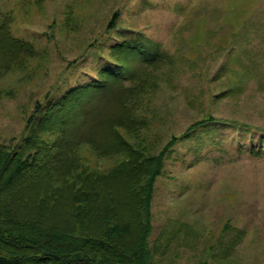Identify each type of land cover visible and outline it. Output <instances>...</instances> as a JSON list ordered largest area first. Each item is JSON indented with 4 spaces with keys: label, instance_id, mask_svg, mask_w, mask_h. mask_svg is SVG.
I'll use <instances>...</instances> for the list:
<instances>
[{
    "label": "rangeland",
    "instance_id": "374dc122",
    "mask_svg": "<svg viewBox=\"0 0 264 264\" xmlns=\"http://www.w3.org/2000/svg\"><path fill=\"white\" fill-rule=\"evenodd\" d=\"M77 87L63 112L89 119L83 140L64 145L42 192L16 181L17 215L100 239L106 221L73 210L76 187L121 190L122 167L160 162L141 264H264V0H0V149L53 146L56 121L30 125Z\"/></svg>",
    "mask_w": 264,
    "mask_h": 264
},
{
    "label": "trees",
    "instance_id": "16d2710c",
    "mask_svg": "<svg viewBox=\"0 0 264 264\" xmlns=\"http://www.w3.org/2000/svg\"><path fill=\"white\" fill-rule=\"evenodd\" d=\"M117 17L118 13L114 12L108 23V28L114 26ZM128 48L139 54L146 50L145 46L141 44L135 47L129 46ZM92 87L90 86V89ZM81 90L80 87H77L70 92L68 91L58 103L37 115L30 125L32 126L31 133L34 132L37 135L43 123L44 127H47L49 124H53V121H56L54 124L58 123L57 129L59 128V131L62 132V137L53 146L48 148V145H46V149L43 148L44 151L41 147H37V153L27 154L25 158H22L21 152L15 151L18 146L9 148L6 151L3 148L0 149V229L5 225L1 213L11 226L7 230H3L7 241L4 245L1 240L3 245L0 248V264H141L143 260L146 249L145 242L150 230V198L154 178L159 174L161 168L160 162H156L155 166H149L147 172L145 170L146 173H144L140 161L138 164L133 165V169L122 167L128 177L129 184L122 187L119 183H116L121 187V190L109 189L104 184L93 185V187L85 189L81 184L76 187L78 190L73 196V210L83 215L96 213L98 218L106 221L105 232L103 231V237L101 236L100 239L84 235L82 237L85 240L77 241L68 237L70 232L47 223L43 217L19 216L12 207L13 204H16L11 202L10 199L17 198L18 205H22L24 201V195L17 197L19 186L17 184L16 188L13 187L17 183L16 181L28 182L34 188L40 187L39 192H42V187H45V185L43 186L41 178L50 175V172H47L53 164H55V167L58 165L57 171L60 170V166H64L61 160L62 152L66 151L64 145L72 148L77 142L83 140L82 131L89 119L82 121L75 118L71 122L74 123L76 120L74 126V124L65 123L67 119L64 114L73 105L77 104L76 95ZM89 96L91 95L86 96L83 92V99L84 97L87 99ZM79 101L83 100L80 99ZM41 110V105L37 104L34 111L39 112ZM70 112L71 110L67 115H72V112ZM64 124L67 125L66 128ZM68 126H71L69 130ZM26 131H28V127ZM22 140L25 139L21 138L15 145H19ZM72 140L76 141L71 143ZM27 145H30V143H27ZM52 147H57V150L52 152ZM74 166V164H68L67 167L71 170ZM142 173L148 175L147 180L138 187L135 185V177ZM113 174H117V172ZM47 199L48 195H43L40 200L45 203ZM122 208L128 210L126 211L129 212L128 217L131 215L133 219L135 218L138 233L133 232L131 224L134 223L132 221H123V216L126 213H123ZM44 209L45 207L42 205V211ZM129 235H131L132 240L123 248L122 244L118 242L119 237L125 238Z\"/></svg>",
    "mask_w": 264,
    "mask_h": 264
}]
</instances>
